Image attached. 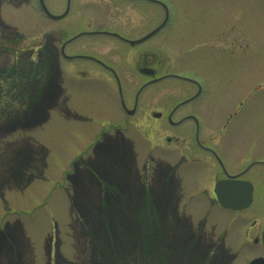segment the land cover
Segmentation results:
<instances>
[{
    "label": "rangeland",
    "instance_id": "rangeland-1",
    "mask_svg": "<svg viewBox=\"0 0 264 264\" xmlns=\"http://www.w3.org/2000/svg\"><path fill=\"white\" fill-rule=\"evenodd\" d=\"M21 1L24 2L18 5ZM44 1L55 14L64 7V0ZM157 1L163 2L169 13L170 24L162 32L163 40L175 50L189 49L188 68L206 76L210 83L208 88L218 101L226 103L233 94L238 100L236 104L241 101L224 135H234L242 156L255 153L264 157V0ZM14 4L18 6L2 2L0 18L17 29L19 36L14 43L18 48L37 47L43 43L46 31L62 30L69 36L82 29L69 24L72 15L60 21L51 20L41 11L38 0H17ZM157 6L146 2L147 13L151 9L158 14ZM152 23L154 20L147 18L146 28ZM220 32L223 38L217 39ZM101 42L105 40L78 38L70 47L89 53L90 45ZM18 60L10 59L13 63ZM72 64L83 69L84 74L66 72L63 85L69 97L66 106L79 118H66L53 110L55 112H50L41 125L0 138V264H96L94 250L106 240L105 231L95 233L100 222L98 208H104L106 203L97 202L100 191L97 187L87 186L82 190L83 186L72 172L74 163L86 159L100 135L111 131L112 126L119 125L132 141L139 169L149 152L172 163L176 160L175 153L163 152L156 145L147 126L139 125V114L127 119L114 80L100 78L105 73L88 60ZM44 71L41 64L38 69L33 68L34 78L40 79ZM123 93L127 99L129 94L124 86ZM33 113L37 118L44 111L40 106L35 107ZM12 125L13 121L7 122L0 130ZM145 134L150 137L147 139ZM24 136L29 138L33 150L38 151L39 158L43 155L41 148L44 149V163L28 183H9L16 186L8 188L11 186L6 185L8 182L20 180L22 156L18 155L31 153L28 138ZM94 164L102 165L97 159ZM178 172L183 180H192L193 176L202 179V173L191 164H182ZM142 176L144 179L147 174L143 172ZM150 184L146 186L145 210L138 202V190L129 192V203L120 204L121 219H114L113 240L111 245L105 244L106 259H100L103 264H196L205 252L201 239L195 237L189 241L188 227L183 220L185 227L177 230L178 241L174 240L175 201L165 200L161 220L154 211V198L150 196V191L158 192L157 175ZM4 185L7 187L2 188ZM183 186L186 195L179 203L191 222L197 224L205 220L206 231L210 235L213 228L215 237L227 230L226 239L234 247L235 212L212 204L203 196L205 189L201 184L192 188L189 183ZM120 205L115 204V207L118 209ZM16 220L21 223L24 235ZM6 222H9L7 229Z\"/></svg>",
    "mask_w": 264,
    "mask_h": 264
},
{
    "label": "flooded vegetation",
    "instance_id": "flooded-vegetation-1",
    "mask_svg": "<svg viewBox=\"0 0 264 264\" xmlns=\"http://www.w3.org/2000/svg\"><path fill=\"white\" fill-rule=\"evenodd\" d=\"M4 1L14 6L24 2L15 5L17 0H0V4ZM146 2L158 5L160 12L157 14L156 10L149 9L147 13ZM65 10L67 13L61 19L72 15L69 24L82 29L69 36H65L62 30L46 31L43 43L34 48L16 47L17 29L0 18V127L13 121L10 128L0 130V138L17 130L28 131L41 125L50 112H55L53 110L66 118H79L66 106L69 97L63 82L68 71L84 74L83 69L77 68L73 62L88 60L105 73L100 78L115 81L127 119L139 114V125L147 126L156 145L163 152L172 151L176 158L172 163L149 152L139 169L132 141L119 125H114L111 131L100 135L86 159L74 163L72 173L79 179L82 190L87 186L97 187L100 190L97 202L106 203L104 208H98L100 222L95 233L99 235L105 231L106 240L94 250L96 264H103L100 259H106L108 250L105 244L111 245L114 219H121V205L129 203V192L138 190V202L145 210L148 198L146 186L151 185L154 175L159 179V189L155 193L150 191V196L154 198V211L158 212L161 220L165 200L170 198L175 201L174 240L178 241L177 230L185 227L183 220L188 227L189 241L198 237L206 247L196 264H247L252 260L255 264H264V157L255 153L242 156L234 135H224L235 119L241 101L236 104L235 94L226 103L218 101L216 94L208 88L210 83L206 76L188 68L186 59L189 49L175 50L163 40L162 32L169 25L164 21L165 11L161 17V5L156 1L64 0V7L59 13ZM147 18L154 20L148 28L145 26ZM79 33L84 34L76 37ZM221 33L217 39L223 38ZM92 37L105 42L90 45L89 53H80L70 47L78 38ZM13 58L19 60L13 63L10 61ZM40 64L45 71L40 79H36L33 68L38 69ZM123 86L129 94L127 99L124 98ZM40 106L44 113L35 118L34 108ZM145 135L147 139L150 137ZM30 147V154H17L22 156L19 159L20 180L8 182L6 185H11L8 188L28 183L34 172L43 166L44 154L39 158L31 143ZM94 159L102 165L96 166ZM182 164L195 166L202 173V179L197 180L193 176L192 180H183L178 172ZM143 172L147 174L144 179ZM221 181L234 183L237 187L246 184L250 188L248 206L226 209L236 214L234 247L226 239L227 230L215 237L212 228L214 233L209 235L205 220L193 224L179 203L186 195L183 184L189 183L190 187L201 184V188L205 189L203 196L220 206L215 187ZM118 203L121 205L117 209L115 204ZM17 223L23 235L22 225L19 221ZM4 226L7 229L9 222ZM107 248H110L111 254V247Z\"/></svg>",
    "mask_w": 264,
    "mask_h": 264
},
{
    "label": "water",
    "instance_id": "water-1",
    "mask_svg": "<svg viewBox=\"0 0 264 264\" xmlns=\"http://www.w3.org/2000/svg\"><path fill=\"white\" fill-rule=\"evenodd\" d=\"M39 1L43 11L53 19H59L66 14L65 12L60 15H53L46 8L44 1ZM215 192L219 203L225 208L239 209L248 206L250 202V188L246 184H241L237 187L234 186V183L221 181L216 184ZM249 264H255V262Z\"/></svg>",
    "mask_w": 264,
    "mask_h": 264
}]
</instances>
